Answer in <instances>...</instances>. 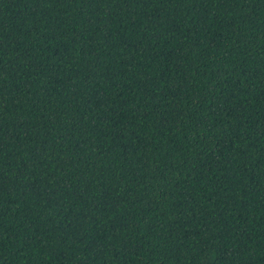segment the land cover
Wrapping results in <instances>:
<instances>
[{"label": "trees", "instance_id": "1", "mask_svg": "<svg viewBox=\"0 0 264 264\" xmlns=\"http://www.w3.org/2000/svg\"><path fill=\"white\" fill-rule=\"evenodd\" d=\"M0 264H264V0H0Z\"/></svg>", "mask_w": 264, "mask_h": 264}]
</instances>
